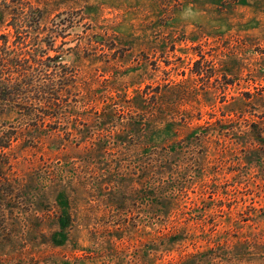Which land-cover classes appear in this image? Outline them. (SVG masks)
I'll return each mask as SVG.
<instances>
[{
	"label": "rangeland",
	"instance_id": "obj_1",
	"mask_svg": "<svg viewBox=\"0 0 264 264\" xmlns=\"http://www.w3.org/2000/svg\"><path fill=\"white\" fill-rule=\"evenodd\" d=\"M0 35V264H264V0H0Z\"/></svg>",
	"mask_w": 264,
	"mask_h": 264
},
{
	"label": "trees",
	"instance_id": "obj_2",
	"mask_svg": "<svg viewBox=\"0 0 264 264\" xmlns=\"http://www.w3.org/2000/svg\"><path fill=\"white\" fill-rule=\"evenodd\" d=\"M13 51L10 50L7 45V36L0 35V75L6 74L10 71L9 62L12 60L10 59V56H12L11 54ZM18 54L23 55L24 53L20 51ZM8 82L9 81L3 80L0 77V103L7 102L9 100V96H11L8 95L11 94V91L6 88V84ZM7 133L10 132L7 131L0 135V227L3 226L4 221L6 220V214L3 208L9 204L8 198L11 197V193L9 192L13 189H11L12 182L10 181L6 171L8 166L6 149L10 147L12 141L11 137Z\"/></svg>",
	"mask_w": 264,
	"mask_h": 264
},
{
	"label": "clouds",
	"instance_id": "obj_3",
	"mask_svg": "<svg viewBox=\"0 0 264 264\" xmlns=\"http://www.w3.org/2000/svg\"><path fill=\"white\" fill-rule=\"evenodd\" d=\"M196 15H197V13L195 11H193L192 6H189L188 8L183 10V12L181 14V18H183V19H187V18L195 19Z\"/></svg>",
	"mask_w": 264,
	"mask_h": 264
}]
</instances>
